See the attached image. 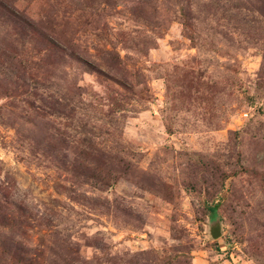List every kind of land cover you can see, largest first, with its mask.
Segmentation results:
<instances>
[{
    "label": "rangeland",
    "instance_id": "rangeland-1",
    "mask_svg": "<svg viewBox=\"0 0 264 264\" xmlns=\"http://www.w3.org/2000/svg\"><path fill=\"white\" fill-rule=\"evenodd\" d=\"M0 264H264V0H0Z\"/></svg>",
    "mask_w": 264,
    "mask_h": 264
}]
</instances>
